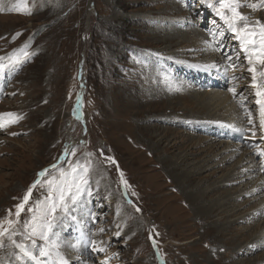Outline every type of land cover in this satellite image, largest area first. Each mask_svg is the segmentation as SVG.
Instances as JSON below:
<instances>
[{"label":"rangeland","instance_id":"374dc122","mask_svg":"<svg viewBox=\"0 0 264 264\" xmlns=\"http://www.w3.org/2000/svg\"><path fill=\"white\" fill-rule=\"evenodd\" d=\"M208 2L0 0V114L21 117L0 128V221L8 210L16 221V205L40 181L3 238L0 264H38L31 257L45 247L44 264L264 258V239H255L264 215L249 216L264 201L260 106L239 41L216 15L217 0ZM258 10L253 24L264 23ZM216 99L223 108L214 113ZM84 169L87 185L67 213L57 209L49 232L53 201ZM236 169L245 180L215 189ZM255 186L262 193L245 199Z\"/></svg>","mask_w":264,"mask_h":264},{"label":"snow or ice","instance_id":"6c2138e0","mask_svg":"<svg viewBox=\"0 0 264 264\" xmlns=\"http://www.w3.org/2000/svg\"><path fill=\"white\" fill-rule=\"evenodd\" d=\"M201 2L207 3L208 7H213V5L208 2V0H201ZM218 7H215L214 10L216 15L220 17L223 23L227 26V30L234 35V38L239 41V46L245 55L248 64V72L251 76V87L255 89L256 104L260 106V127L264 128V23H261L259 20L255 23H251L249 16L245 15L240 11V8L247 7L256 11L260 8H264V0H256V2L244 3L243 0H217ZM19 11V8L16 9ZM24 14H31L30 10H27ZM17 35H20L19 33ZM220 37L224 36V31H220L218 34ZM3 39V37H0ZM237 54V58H238ZM228 60L231 61L232 57L227 56ZM231 66V65H230ZM235 93V89H232ZM249 115H251L249 113ZM8 117L11 118L7 122L0 121V128H6L11 123H16L21 117H18L16 113H3L0 114V118ZM252 121L249 120V123ZM15 135V133H13ZM74 155V153H72ZM110 159V158H109ZM52 167H56L53 165ZM47 169L39 173L40 177H43L47 173ZM75 171V169H73ZM121 179L123 180V173H120ZM87 169H84V175L79 178L78 183L68 184L62 188L59 192L58 203L53 201L47 222V229L49 232L52 231L53 223L57 219L55 213L58 208L63 212L67 213L68 203H75L78 196L81 194L82 188L81 185L86 186L87 181ZM127 185V181H123ZM40 183L37 180L24 195L22 202L16 205L15 216L16 221L11 219L12 212L8 210V218L3 221H0V247L3 246V238L8 236L11 239V233L14 232L13 225L19 221V217L22 211L25 210V205L28 203L31 195L32 189H34ZM73 188L75 191L73 192ZM66 200L68 202H66ZM31 210V209H29ZM139 211V209H137ZM101 232L104 229H100ZM119 235V233H117ZM42 239L47 241L49 237L47 235L42 236ZM93 250L95 248V242H92ZM56 247V245H53ZM99 251L103 252L105 249L99 248ZM50 255V249L45 247L40 250L36 255H33L31 259L37 260L38 264H44L43 261H39V257H48ZM62 264H67L66 260H62Z\"/></svg>","mask_w":264,"mask_h":264},{"label":"bare ground","instance_id":"6f19581e","mask_svg":"<svg viewBox=\"0 0 264 264\" xmlns=\"http://www.w3.org/2000/svg\"><path fill=\"white\" fill-rule=\"evenodd\" d=\"M251 2H256V0H247L245 3H251ZM245 9H244V11H246L247 12V14H248V16H250V17H255L256 15H258V13H259V10H256V11H253L252 9H250V8H247V7H244ZM184 20V19H183ZM179 22V21H178ZM183 22V21H182ZM186 68H188L189 70H192V71H198V68L195 66H193V67H186ZM200 71H203L204 72V70H200ZM223 101H221V100H219V99H216L214 102H213V104H212V111H214V113H217V112H219L222 108H223ZM81 109V108H80ZM258 113V116H257V119H256V124H258L259 125V127H260V113H259V111L257 112ZM250 124H254L253 122H251ZM233 129V128H232ZM233 132H234V130H233ZM259 132V138H260V140H262L263 142H264V128H261L260 127V130L258 131ZM216 147L217 146H209L208 147V152H210L211 151V153H214V150L216 149ZM216 158V156H213L210 160H213V159H215ZM183 160H187V159H183ZM183 160H180V163L181 164H183ZM224 160H228V159H224ZM208 166L206 165V164H204L203 166H201V167H199L198 169H196L195 171L196 172H198V171H202V170H204V169H206ZM245 172L246 171H237V169L236 170H234V172H232V173H230V175H229V177H228V180H226L225 182H224V184H217L216 185V187H215V189H218V188H220L221 186H224L225 184H227L228 183V185L230 186V185H233V184H235V183H238V182H240V181H243V180H245L244 179V177H245ZM248 176V175H247ZM262 190L263 189H260L259 187H257V186H255V187H251V190L250 191H246V192H244L243 193V195H244V197H246V196H251V197H256V196H259L261 193H262ZM239 197H241V196H239ZM245 199H247V197L245 198ZM228 203V200H226V201H224L222 204H221V206L222 205H225V204H227ZM256 207H259V209L256 211V212H253V213H251L249 216H250V219H256V218H258V217H260V216H262V215H264V201L263 202H261L260 204H258ZM237 208H239L238 206L236 207V209ZM218 209H220V207H217L216 209H209V210H206V211H204V213H203V217H204V219H206V218H209L210 216H213L214 215V213L218 210ZM234 211H236V210H234ZM228 219H229V217H230V219L231 218H234V217H236L235 215H234V213H229L228 214ZM247 220H249L248 218H245V217H242V218H238L237 220H235V221H228L227 223H226V225L229 227V228H231V226H232V224H234V223H237V222H243V221H247ZM173 225V224H172ZM262 237V239H264V229L255 237V239H259V238H261ZM58 244V243H57ZM262 244H264V241H262V243H260V245H262ZM248 245H249V243H248ZM245 246V247H243V248H241L240 249V252L241 251H243L244 252V255L245 256H247L248 254H250V253H248V251H246V250H249V249H251V245H249V246ZM57 247H58V245H57ZM236 254H241V253H236ZM236 258V257H235ZM258 263L257 264H264V258L263 259H260V258H258V261H257Z\"/></svg>","mask_w":264,"mask_h":264}]
</instances>
